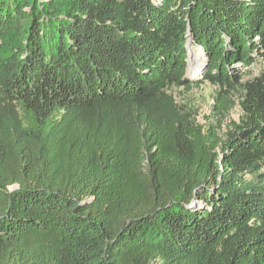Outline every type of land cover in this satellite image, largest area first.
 <instances>
[{"label":"trees","instance_id":"obj_1","mask_svg":"<svg viewBox=\"0 0 264 264\" xmlns=\"http://www.w3.org/2000/svg\"><path fill=\"white\" fill-rule=\"evenodd\" d=\"M258 61L264 0H0V264H264Z\"/></svg>","mask_w":264,"mask_h":264},{"label":"rangeland","instance_id":"obj_2","mask_svg":"<svg viewBox=\"0 0 264 264\" xmlns=\"http://www.w3.org/2000/svg\"><path fill=\"white\" fill-rule=\"evenodd\" d=\"M195 61L192 62V64H195V69L198 64H200L201 60L197 59V57H194ZM203 64V62H202ZM202 66V65H201ZM194 65L192 66V69L189 73L195 72L193 70ZM261 71H264V62L258 61L251 67L247 69H240L241 74L244 75L243 81L252 79L253 77L257 76ZM194 77V75H193ZM201 76L199 78H196L195 81H199ZM216 88L211 86L208 83L200 84L198 87L191 88L188 92L184 93L183 90L180 89L182 94L177 95L178 102H185V100L189 101L190 105L193 106L197 110V121L200 124H205L207 121L211 120V115L213 114L212 106H213V94L215 92ZM176 96V95H175ZM182 97H186L185 100H183ZM239 116V110L237 106L233 108V110L229 114L230 120H237ZM229 121V120H228Z\"/></svg>","mask_w":264,"mask_h":264},{"label":"bare ground","instance_id":"obj_3","mask_svg":"<svg viewBox=\"0 0 264 264\" xmlns=\"http://www.w3.org/2000/svg\"><path fill=\"white\" fill-rule=\"evenodd\" d=\"M154 1V0H153ZM192 59H193V62L195 61V58L194 57H192ZM203 62V61H202ZM202 62H200V64H198L197 66H196V69H195V64H192V66L194 65V67H193V70L192 71H194L195 70V72H194V74L192 73H190L191 74V76L193 77V75H194V78L196 79V78H199V76L201 75V73H202V69H203V66H204V64H202ZM202 65V66H201Z\"/></svg>","mask_w":264,"mask_h":264},{"label":"water","instance_id":"obj_4","mask_svg":"<svg viewBox=\"0 0 264 264\" xmlns=\"http://www.w3.org/2000/svg\"><path fill=\"white\" fill-rule=\"evenodd\" d=\"M192 62H193V59H192V57H191V58L188 59V69H187V73H188L189 71H191V69H192Z\"/></svg>","mask_w":264,"mask_h":264}]
</instances>
